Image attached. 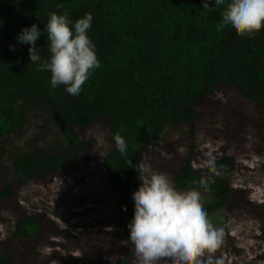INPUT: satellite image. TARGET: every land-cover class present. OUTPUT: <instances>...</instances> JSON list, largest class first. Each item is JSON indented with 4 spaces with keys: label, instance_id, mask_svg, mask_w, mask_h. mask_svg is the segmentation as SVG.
<instances>
[{
    "label": "trees",
    "instance_id": "1",
    "mask_svg": "<svg viewBox=\"0 0 264 264\" xmlns=\"http://www.w3.org/2000/svg\"><path fill=\"white\" fill-rule=\"evenodd\" d=\"M63 4L74 22L93 14L90 36L102 67L85 83L78 97L63 86L51 89L49 72L31 65L29 45L18 34L33 24L42 33L49 15ZM204 0H0V152L9 154L10 177L0 187V200L20 194L32 181L72 166L95 143L84 139L86 129L102 122L108 128L111 150L103 159L110 187L116 196L118 226L128 230L134 215L132 194L139 188V168L144 153L170 131L190 125L195 137L197 107L202 98L221 87L235 88L247 99L264 104V30L248 38L220 29V10L203 9ZM210 7H215L210 0ZM47 33L37 41L42 58L49 57ZM15 46V51L10 50ZM37 130L24 147L6 149L12 135ZM123 129L127 156L116 149L113 136ZM54 136L49 145L41 139ZM216 160L222 175L213 177L209 189L214 202L210 215L229 211L235 172L232 156ZM197 172L192 157L180 169L175 186L186 190L210 175ZM127 206V210L124 207ZM40 221L32 215L17 220L13 234L22 242L37 237ZM0 264H18L11 252L0 253ZM117 264H127L126 259Z\"/></svg>",
    "mask_w": 264,
    "mask_h": 264
},
{
    "label": "rangeland",
    "instance_id": "2",
    "mask_svg": "<svg viewBox=\"0 0 264 264\" xmlns=\"http://www.w3.org/2000/svg\"><path fill=\"white\" fill-rule=\"evenodd\" d=\"M194 139L186 134L190 125L170 131L144 153L142 162L176 175L192 157L194 169L203 174L205 159L232 156L235 172L228 209L210 217L224 229L222 248L216 253L225 264H264V104L244 98L237 89L221 87L202 98L197 108ZM84 139L97 138L83 157L70 167L32 181L20 194L0 200V253L11 252L18 264H139L135 247L128 241L130 231L120 228L116 196L106 177L103 159L111 150L108 128L102 122L86 129L76 128ZM36 133L38 129L35 130ZM6 137L3 145L11 151L24 147L34 137ZM48 134L41 139L49 145ZM9 154L0 152V187L9 182ZM209 198L202 195L203 205ZM41 223L37 237L22 242L13 234L14 224L24 216ZM158 264H178L165 258Z\"/></svg>",
    "mask_w": 264,
    "mask_h": 264
},
{
    "label": "clouds",
    "instance_id": "3",
    "mask_svg": "<svg viewBox=\"0 0 264 264\" xmlns=\"http://www.w3.org/2000/svg\"><path fill=\"white\" fill-rule=\"evenodd\" d=\"M214 2L213 8L210 0H204L203 9H223L221 30L228 28L248 38L264 30V0ZM63 8V4L57 5V11L49 15L43 33L39 25L33 24L25 27L17 39L19 44L30 46V64L36 65V71L51 74L52 90L63 86L67 94L78 97L85 83L102 64L97 46L89 34L93 14L85 13L74 22L66 9L62 13L59 11ZM45 33L48 58H42V48L37 47V41ZM10 50L15 51V46H10ZM122 132L123 129L118 131L113 140L117 151L126 157L128 144ZM132 163L129 160L128 167L139 173L140 186L132 194L134 215L127 227L130 231L128 241L135 247L139 264H158L165 258H175L178 264H225L224 258L216 255L224 244V229L214 225L210 219L214 215H209L205 209L214 202L213 197L202 194L209 189L210 183H214L213 177L222 175L220 169L223 166L218 168L215 157L208 155L206 167H202L203 175H207L205 169L208 168V178L198 185L190 184L183 191L178 190L168 174L154 169L151 163L141 162L139 168L133 167ZM202 195L209 198L206 206ZM224 211V208L218 209L214 214L219 213L221 218Z\"/></svg>",
    "mask_w": 264,
    "mask_h": 264
}]
</instances>
